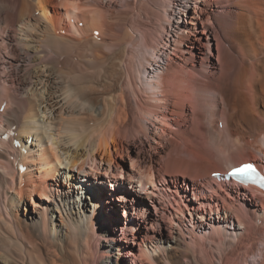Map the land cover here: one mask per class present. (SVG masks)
Wrapping results in <instances>:
<instances>
[{"label":"bare ground","instance_id":"6f19581e","mask_svg":"<svg viewBox=\"0 0 264 264\" xmlns=\"http://www.w3.org/2000/svg\"><path fill=\"white\" fill-rule=\"evenodd\" d=\"M190 2L0 0V264H264V0Z\"/></svg>","mask_w":264,"mask_h":264},{"label":"rangeland","instance_id":"374dc122","mask_svg":"<svg viewBox=\"0 0 264 264\" xmlns=\"http://www.w3.org/2000/svg\"><path fill=\"white\" fill-rule=\"evenodd\" d=\"M195 2V3H194ZM190 3H192L191 5H192V13H195V10H196V8H193L196 4H200V2H197V0H191V2ZM224 3H226V2H224ZM219 4H221V3H219ZM194 5V6H193ZM220 8H221V6H219ZM123 8H126V7H123ZM172 10L171 11H169L168 10V12H169V15H170V17H171V19H172V16H176V14L175 13H180L179 11H181V8L177 5V4H173V5H171V7H170ZM178 9H179V11H178ZM220 10V9H219ZM173 12V13H172ZM164 13H166V12H164ZM174 14V15H173ZM180 16H181V14H179ZM178 15V16H179ZM173 17V18H174ZM186 17H184V16H182V19H185ZM188 19H189V17H188ZM172 23H173V20H172ZM164 26H166L167 27V30L168 31H171V27H173V26H171V24L170 23H168V22H164ZM169 27V28H168ZM167 31V32H168ZM163 36H166V38H168V35L166 34V31H164L163 33H162V37ZM213 36V35H212ZM161 37H160V41H161ZM213 42H214V44H213V46H214V53H215V56H212L211 58H210V62H207V63H201L202 61H201V57H198L195 61H193V63H195L196 65H197V67H199V69H205L204 68V66L205 65H207L208 66V63H210L209 65H211V62H216V63H218V54H219V49H218V45H217V39L215 38V35H214V38H213ZM163 45V44H162ZM161 45V47H160V49H162V51H160V58L158 59V57H157V60H158V63H159V61H161L160 63H162V62H165L166 61V57L164 58V56H166L165 54H164V51L166 52L167 50V47H165V46H162ZM226 47V46H225ZM228 47V46H227ZM162 53V54H161ZM164 54V55H163ZM173 54V53H172ZM162 55V56H161ZM173 56L174 57H176V55L175 54H173ZM206 57H208L209 55L208 54H206L205 55ZM163 57V58H162ZM161 59V60H160ZM200 60V61H199ZM200 62V63H199ZM157 65V64H156ZM152 66V65H150V67H152V68H156L157 66ZM202 66H203V68H202ZM206 66V67H207ZM0 75H1V72H0ZM1 77V76H0ZM1 81V80H0ZM220 114V113H219ZM219 116V117H218ZM218 117V119L220 118V115H217L216 117H215V119H214V128H219L220 130H224V124L222 123V121L220 122V124H219V122H218V119H217V121H216V118ZM219 126H218V125ZM157 132H160V130H157ZM210 134H209V138H208V142H211V143H209V144H212L213 143V141H216L217 139H220V135H216V136H214L213 135V131H211V132H209ZM211 133H212V135H211ZM167 139V138H169V135H166L165 134V137H164V139ZM216 139V140H215ZM211 140V141H210ZM213 140V141H212ZM234 154H236L235 152H234ZM236 157H237V154L235 155ZM236 157H233V159H235ZM236 159H239V156L236 158ZM235 159V160H236ZM128 163L130 164V162L128 161ZM26 170V169H25ZM126 177H125V174H124V176H123V178H122V176H120V178H119V180L120 181H123V182H125L126 181V179H125ZM104 179H105V181L107 182V187H108V189H107V191L109 192V191H111L112 192V190L114 191V192H116L117 193V195H120V194H123L122 193V191H120V189H119V186L118 185H115V184H112L111 182L114 180L113 178H109V177H106V176H104ZM137 180L138 179H136V180H134V181H136L137 182ZM116 181H118V180H116ZM232 183V182H231ZM142 184L143 183H141V182H139V180H138V182H137V185H138V187H142ZM116 186V187H115ZM148 187L150 188L149 190H153L154 188V185L151 183H149V185H148ZM143 194L144 195H146V192H143ZM127 195H128V193H127ZM100 198H101V196H100ZM100 200H102V198L100 199ZM29 208L32 210L33 208H34V206H33V204L32 203H30V205L28 206V210L26 211L25 210V208H24V206H21L20 207V209H19V213H22V215L23 214H28V213H26V212H29ZM118 212H119V209H118V207H117V209L115 208V209H113V208H109L108 206H106L104 209H101L100 210V216L101 215H103L104 216V218H106V216H105V214L106 215H108V216H110V217H113V214H116L117 216H118ZM122 214V215H121ZM186 214L188 215V216H190L191 214H190V212L189 211H186ZM120 216H122V219H119V225H122V223H123V219H125V217L123 216V209L121 210V212H120ZM197 217V216H196ZM20 218V217H19ZM99 218V217H98ZM114 218V217H113ZM113 221H114V219H113ZM114 222H116V220L114 221ZM206 227L208 228L209 227V225H207L206 224ZM149 247L150 248H152L151 247V245H149ZM152 252H155L154 251V249L152 248ZM125 261V260H124Z\"/></svg>","mask_w":264,"mask_h":264},{"label":"snow or ice","instance_id":"6c2138e0","mask_svg":"<svg viewBox=\"0 0 264 264\" xmlns=\"http://www.w3.org/2000/svg\"><path fill=\"white\" fill-rule=\"evenodd\" d=\"M256 172V169L254 168V166L252 164H245L242 165L240 168L234 169L233 170V175L236 174H240V175H244V176H253Z\"/></svg>","mask_w":264,"mask_h":264}]
</instances>
